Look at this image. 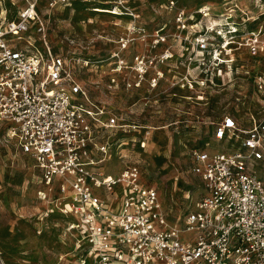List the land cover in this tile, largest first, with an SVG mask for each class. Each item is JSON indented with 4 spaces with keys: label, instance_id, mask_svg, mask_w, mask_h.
Segmentation results:
<instances>
[{
    "label": "built area",
    "instance_id": "1",
    "mask_svg": "<svg viewBox=\"0 0 264 264\" xmlns=\"http://www.w3.org/2000/svg\"><path fill=\"white\" fill-rule=\"evenodd\" d=\"M42 1L48 0H23L17 17L0 25V130L33 159L44 217L65 219L81 264H264V176L255 172L256 164L264 168V104L246 113L250 125L232 112L212 121L217 142L191 151V170L201 177L204 194L171 224L139 162H126L115 173L101 166L115 156L126 158L118 150L130 142L147 151L153 131L92 98L71 61L49 44ZM106 4L107 13L127 20L122 49L134 34L148 33L129 0ZM162 6L174 12V22L168 30L166 24L155 29L153 49L169 46L138 53L133 64L124 54L113 56L126 89L144 82L155 89L168 80L172 88L200 92L184 98L203 100L206 91L242 75L264 102V70L243 62L244 55L264 54V0L243 6L221 0L190 9L168 0ZM118 74L110 77V87L119 83ZM132 131L141 137L127 138ZM183 232L194 235L185 241Z\"/></svg>",
    "mask_w": 264,
    "mask_h": 264
},
{
    "label": "rangeland",
    "instance_id": "2",
    "mask_svg": "<svg viewBox=\"0 0 264 264\" xmlns=\"http://www.w3.org/2000/svg\"><path fill=\"white\" fill-rule=\"evenodd\" d=\"M129 1L130 7L140 13L148 33L134 34L125 49L121 48L120 38L127 34L124 33L127 20L120 21L107 13L110 4H106V0L42 1L39 12L48 24L49 44L71 61L78 80L92 98L123 114L129 122L151 127L152 139L147 151L130 142L118 150L126 158L115 156L116 159L107 160L101 166L106 172L115 173L123 169L126 162H139L144 182L158 189L170 212V223L174 224L179 217L184 218L204 194L201 177L191 170V151L208 142L210 146L217 142L213 138L212 121L232 112L243 124L250 125L246 113L254 108L257 112L264 102L257 100L260 96L254 97L253 85L242 80V75L235 83L206 91L203 100L184 98V95L194 97L200 92L172 88L168 80L155 89H151L148 82L139 89H126L123 75L115 71L118 57H113L114 54L126 55L128 63L133 64L138 53L163 51L169 43L153 49L156 38L153 32L163 24L168 30L174 22V12L162 6L168 0ZM208 2L217 4L221 0H179V5L190 9ZM245 2L239 0L242 6ZM24 5L23 0H0V25L15 19ZM81 60H88L90 64L84 66ZM243 62L264 70V54L252 58L244 55ZM115 74L119 75V83L110 87V77ZM127 135V138L141 137V133L133 131ZM215 150L212 147L209 151ZM34 165L33 159L13 142H7L0 130V250L4 262L81 264L79 250H75L76 239L64 229L65 219L58 214L44 217L42 211L46 205L38 196L43 185ZM255 172L263 177V166L256 164ZM193 235L194 232H183L182 238L186 241Z\"/></svg>",
    "mask_w": 264,
    "mask_h": 264
},
{
    "label": "crops",
    "instance_id": "3",
    "mask_svg": "<svg viewBox=\"0 0 264 264\" xmlns=\"http://www.w3.org/2000/svg\"><path fill=\"white\" fill-rule=\"evenodd\" d=\"M42 189V188H41Z\"/></svg>",
    "mask_w": 264,
    "mask_h": 264
}]
</instances>
